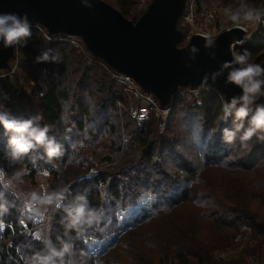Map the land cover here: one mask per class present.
<instances>
[{
  "label": "trees",
  "instance_id": "trees-1",
  "mask_svg": "<svg viewBox=\"0 0 264 264\" xmlns=\"http://www.w3.org/2000/svg\"><path fill=\"white\" fill-rule=\"evenodd\" d=\"M100 1L132 23L145 12L133 10L135 0ZM219 3L239 5L240 0ZM246 3L264 7V0ZM245 49L251 62L264 66V13L255 33L235 52ZM44 50H51L53 59L37 63ZM22 53L19 92L10 80L0 83L2 110L16 118L41 116L39 123L49 128L63 155L49 162L41 148L39 154L10 163L4 157L8 133L0 128V168L20 173L30 185L46 171L50 189H68L64 204L84 195L102 215L91 226L71 229L64 209L52 206L43 224L30 230L27 203L0 184V264H28L45 251L47 240L57 250L65 243L70 246L57 264L264 262V142L253 138L243 157L232 151L235 159L221 163L229 154L221 130L232 127L234 116L220 120L221 101L215 94L200 93L199 106L193 98L173 96L160 133L153 118L138 126L128 114L133 103L100 65L88 66L77 50L44 44L33 33L22 42ZM113 160L110 168L91 170L95 161ZM147 197L154 201L151 212L136 213L133 223L118 229L120 214L137 210ZM240 227H248L254 244L232 261H216L213 252L232 248ZM36 230L39 237L34 240ZM112 236L109 246L93 251L92 245Z\"/></svg>",
  "mask_w": 264,
  "mask_h": 264
},
{
  "label": "water",
  "instance_id": "water-1",
  "mask_svg": "<svg viewBox=\"0 0 264 264\" xmlns=\"http://www.w3.org/2000/svg\"><path fill=\"white\" fill-rule=\"evenodd\" d=\"M184 3L153 0L135 23L100 0H0V12L26 14L29 23L41 25L50 35L79 37L93 57L131 77L162 107L168 106L179 88L204 86L224 99L240 95L238 87L225 84L227 69L215 80L213 74L232 60L230 45L241 42L244 33L233 28L211 40V47L201 37L178 47L182 31L177 24ZM11 54L12 47L0 42V70L7 68Z\"/></svg>",
  "mask_w": 264,
  "mask_h": 264
},
{
  "label": "clouds",
  "instance_id": "clouds-1",
  "mask_svg": "<svg viewBox=\"0 0 264 264\" xmlns=\"http://www.w3.org/2000/svg\"><path fill=\"white\" fill-rule=\"evenodd\" d=\"M225 15L234 22L240 23L241 20L252 21L260 19V12L249 7L246 0H240L236 10L227 8ZM31 37V28L26 14L22 17L16 13L0 12V42L5 47L26 44ZM207 47L213 46L209 39ZM51 50H44L36 56L37 63L53 59L50 56ZM250 52L245 49L243 52L232 53V60L224 62L220 69L213 74V80L220 76L225 69L227 75L225 84H231L240 89V95L232 96L230 99H222L220 120H226L230 115L234 116L232 127L223 128L222 142L229 147V154L221 160V163L235 159L231 155L232 151H239L241 157L252 148L249 142L255 138L257 142H264V66L251 62ZM58 58V57H57ZM0 105V128L6 133L7 147L4 157L10 163L22 159L32 153L39 154L38 150L43 149V155L50 162L54 158L63 155L62 147L56 142L54 137L48 135L49 128L41 126L39 121L41 116H29L28 118L13 117L10 112L2 110ZM214 133V132H212ZM210 133V134H212ZM19 175V173H17ZM43 175H48L45 171ZM6 174L0 169V184L4 188L9 187V181L5 180ZM67 188H59L54 191H33L29 193V206L33 207V219L40 223L43 213L40 205H54L56 208H63L66 213L67 227L77 229L82 226H91L100 220L102 209L91 206L87 197L77 195L73 202L64 204ZM3 192H0V197ZM3 207V205H0ZM70 250L69 244L65 243L62 250H57L56 246L50 241H45V251L37 252L28 264H57V258L63 257Z\"/></svg>",
  "mask_w": 264,
  "mask_h": 264
},
{
  "label": "built area",
  "instance_id": "built-area-1",
  "mask_svg": "<svg viewBox=\"0 0 264 264\" xmlns=\"http://www.w3.org/2000/svg\"><path fill=\"white\" fill-rule=\"evenodd\" d=\"M152 1L153 0H148L147 3L140 6V9L146 10ZM211 2L212 0H185L183 13L180 18L182 26L185 27V31L183 30L182 32L180 45L181 47L186 46L193 37L213 40L222 32L237 28L244 33V36L241 42H234L230 45V52L232 55L233 51L243 46L254 33V31L250 32L251 26L249 23H252V26L256 30L259 26L260 19L258 21L241 20L240 23H233L232 25L223 28L218 24V18L221 14L220 9L217 5H212L214 3L210 4ZM29 25L31 28V34H38L44 44H64L68 48L77 50L83 57H85L88 61V66H92L94 64L100 65L109 76L110 80L117 87H119L133 103V106L128 110V114L136 122V124L141 126L149 118H153L157 122L159 132L161 133L163 131L172 108V99L168 106L162 107L159 101L151 93L141 89L131 77L115 72L102 60L94 58L87 51L85 45L79 37L66 34L50 35L41 25L34 23H29ZM23 62L22 43L12 46V54L7 62V68L0 70V83L4 80H10L14 84L15 88H20V85L15 84V80L17 79V74L21 69ZM203 92L215 94L220 101L224 99L221 93L204 86H198L197 88H179L174 96L179 98H193L195 104L199 106V94ZM262 99L264 101V98ZM38 207L43 213V218L40 223H37L35 219L32 218L34 215L33 207L28 204L27 221L30 223V230H35L43 224L45 215L49 209L48 205H40Z\"/></svg>",
  "mask_w": 264,
  "mask_h": 264
},
{
  "label": "rangeland",
  "instance_id": "rangeland-1",
  "mask_svg": "<svg viewBox=\"0 0 264 264\" xmlns=\"http://www.w3.org/2000/svg\"><path fill=\"white\" fill-rule=\"evenodd\" d=\"M148 0H135L134 3V8L133 10L136 13H140V12H144L145 10L140 9V6L144 5V3H147ZM214 3V4H212ZM212 5H217L221 11V14L219 15L218 18V24L219 26H222L223 28L228 27L230 25H232L233 23L230 22V19L228 18L227 15H225V9L227 8H231L233 10H236L239 5H236L234 3H228L226 5H223L221 3H219V0H212V2L210 3ZM238 6V7H237ZM249 7L255 8L260 12V16L262 13H264V7L259 3V4H251L249 5ZM177 29L179 30H183L185 31V27L182 26L180 19L178 20V24H177ZM249 25L251 26L250 32L255 33L254 27L252 26V23H249ZM253 33V34H254ZM181 43V40H180ZM15 84L20 85L21 86V82L20 80L17 78L15 80ZM17 92H19L20 88H16ZM13 96V94H12ZM190 100V98H187ZM133 105H131L130 107H132ZM95 165L96 167L91 168L92 171H98L100 169H105V168H110L113 164L116 163L115 160L110 162H106V161H102V162H97L95 161ZM6 174L5 176V180L9 181V187L12 188L15 193L16 196L20 199V200H24L27 205L29 204V193L36 191V192H41L44 190L47 191H52V190H57V189H50L49 188V184H48V176L43 175V173H39L37 174L36 178H35V185H30L29 181L23 178H20V173L19 175H17V173L15 171H8V172H4ZM21 194H24V196L22 197ZM153 199L148 198L147 199H142L139 203H138V207L137 210H131L130 212H125L120 214L119 216V222H118V229L123 230L124 228H126L128 225H130L131 223H133V221L135 220V214H139L142 215L144 213H149L151 212L152 208H153ZM54 206V205H52ZM48 211L50 210V207ZM55 207V206H54ZM28 213V212H27ZM48 212L45 215V218L47 216ZM138 215V216H139ZM31 233L29 232V235ZM32 235V236H31ZM30 236L32 237V239H36L39 237V231L36 230L35 232H33ZM28 236V235H27ZM113 240V236L110 239H106L103 242H99L95 245H92V247H94L93 251L95 253H99L100 249L106 246H109L111 244ZM253 241L250 235V231L248 229V227H240L239 229V233L236 236L235 240H234V246L230 249L227 250H222V251H215L213 252V258L218 261V262H223V263H227L229 261H232L234 259L237 258V255L239 254L241 249H245L247 246H251L253 245ZM246 264H264L261 262H256L255 260H253V258H248Z\"/></svg>",
  "mask_w": 264,
  "mask_h": 264
},
{
  "label": "crops",
  "instance_id": "crops-1",
  "mask_svg": "<svg viewBox=\"0 0 264 264\" xmlns=\"http://www.w3.org/2000/svg\"><path fill=\"white\" fill-rule=\"evenodd\" d=\"M221 12V11H220Z\"/></svg>",
  "mask_w": 264,
  "mask_h": 264
}]
</instances>
